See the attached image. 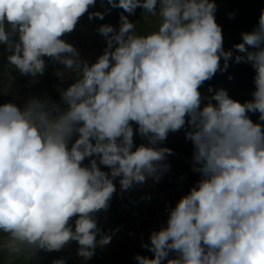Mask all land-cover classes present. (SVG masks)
<instances>
[{
    "label": "clouds",
    "instance_id": "clouds-1",
    "mask_svg": "<svg viewBox=\"0 0 264 264\" xmlns=\"http://www.w3.org/2000/svg\"><path fill=\"white\" fill-rule=\"evenodd\" d=\"M96 2L0 0V45L11 67L36 78L47 57L75 74L59 102L33 96L0 105V264H30L72 242L87 264L111 243L97 214L110 208L116 182L121 193L159 183L173 154L159 145L182 129L200 179L142 244L152 256L137 254L136 264H264V10L234 56L215 0H108L130 15L143 9L157 27L138 34L121 13L118 30L99 27L106 47L91 63L62 37L86 13L104 19L89 12ZM233 57L255 70L252 99L211 87L202 95ZM136 134L147 144L137 146Z\"/></svg>",
    "mask_w": 264,
    "mask_h": 264
},
{
    "label": "rangeland",
    "instance_id": "rangeland-1",
    "mask_svg": "<svg viewBox=\"0 0 264 264\" xmlns=\"http://www.w3.org/2000/svg\"><path fill=\"white\" fill-rule=\"evenodd\" d=\"M138 13L139 8L136 9L134 15L128 13L125 14L129 16L131 22L136 24L137 33L143 35L155 30L158 23L157 17L144 15L141 19L140 16H138ZM79 26L78 22L76 29H78ZM114 27L116 28V26ZM13 39L17 38L13 37ZM62 39L67 43L72 44L79 51L81 59H87L91 63L96 62L98 56L103 54V50L106 47V40L98 31H95L88 36V39L85 42L91 47L88 49L80 40L74 41L70 36H64ZM92 47H95V49L92 50ZM0 50V65L2 60L6 63L4 71L0 74L1 93L9 95L14 99L17 98L19 88L23 85H31L32 83L42 80L50 71H52L55 76H57V71L64 73V82L58 86L59 89H65L64 86L68 83H73L75 80V74L67 70L65 66L59 62H54L50 66L46 65L43 76H37L36 78L22 76L9 65L7 56L10 53L6 46L0 45ZM212 80L215 82L214 90L223 88L227 90L232 99L241 103L251 100L249 94L238 85L231 87L224 81H218L216 75ZM21 81H24V83L20 84ZM249 116L253 120L256 114L249 113ZM133 126L134 128L136 127L135 124H133ZM136 139L137 134L134 136V141ZM141 143L144 142L141 141ZM175 143V138L168 135L167 140L159 145L160 147L172 149L173 154L167 157L166 162L171 165V168L173 166L177 169L188 167L189 162L187 158L183 156L182 151H177ZM135 144L137 145V143ZM144 144H147V140ZM103 170L108 171L106 168ZM189 174L191 180H189L190 186L188 188H185L184 183H177L172 180L174 177V172L172 171L163 175L159 183H154L152 179H149L145 184L138 185L134 189L123 193L120 192L119 183L117 181V193L114 195L113 199H117L118 204L113 209L107 210L106 214L102 215L105 222L104 227H102V223L98 220L99 226L102 227L104 233L112 236L111 243L103 249L97 248L95 256L89 260L87 264H98L99 261L104 260L110 255H118L127 251H133L134 257L137 254L151 257L152 254L149 253L146 248L142 247V244L150 241V235L153 231H159L162 227L166 226L169 214L168 209L174 207L200 179L198 173L189 170ZM106 228L108 233L105 232ZM118 231L119 234L116 235ZM77 249L78 244L72 242L59 252L47 253L40 251L37 258L31 261L30 264H52L53 260L57 259H65L67 264H83V259L77 255ZM174 257L175 253H172L169 258ZM108 264H136V261L133 258L130 263L113 262ZM165 264H167L166 261Z\"/></svg>",
    "mask_w": 264,
    "mask_h": 264
},
{
    "label": "trees",
    "instance_id": "trees-1",
    "mask_svg": "<svg viewBox=\"0 0 264 264\" xmlns=\"http://www.w3.org/2000/svg\"><path fill=\"white\" fill-rule=\"evenodd\" d=\"M215 2L217 4L216 21L219 25L222 26L223 29L224 48L226 51L233 50L234 56L239 55L238 52H235L233 46L242 42L241 33L251 32L257 26L261 10H263L264 8V0H215ZM89 12L103 13L104 19L101 20L99 17H93L90 19L89 14L86 13L79 20V28H75L72 33L65 35L72 37L74 41L80 40L82 43H84V46L87 47V49L91 48L90 45H87L85 43L91 33L98 31L99 27L105 24L116 26V29L118 30L120 27V15L121 13H123L124 15L126 14L122 8H111V6L108 4V0H97L95 7L90 8ZM230 13H235V16L233 18H230ZM144 15L150 14L144 13L143 9L139 8L138 16H140V18L142 19V16ZM92 48V50L95 49V47ZM45 63L46 65L50 66L54 63V61H52L50 58L45 57ZM223 63L224 61L222 59L221 65H223ZM4 67H6V63L2 60L0 65V74L4 71ZM255 74V70L251 67L250 64H237L234 62L233 57V60L230 61V66L228 67L227 71L223 73L218 72L216 74V79L218 81H224L228 83V85H230L231 87L238 85L240 88L244 89V91L249 94L250 99H252L251 94L255 91ZM229 77H231V79ZM63 82V79L55 76L53 72L50 71L42 80L36 83H32L31 85H23L21 88H19L16 99L12 98L9 95L2 94L0 89V105L11 102L17 104L18 106H23V103L29 97L33 96H39L42 98L51 97L53 100L59 102L60 89L58 88V86ZM22 83H24V81L20 82V84ZM214 84L215 82L212 79L206 81L200 89L202 95L211 96L212 94L208 92V89L209 87L215 89ZM69 85L70 83L64 86L65 89H67ZM204 103L206 104L207 100H205ZM213 103H215V101H213ZM258 117L259 113H256L253 121L259 123L260 121ZM169 135L175 138V146L177 148V151H182L183 156L187 158L189 162L188 167H185L183 169H177L174 166L170 168L169 171L174 172V177L172 178V180L177 183H184L185 188H188L190 186L189 180H191V173L189 174V170L193 172L191 163L193 145L191 144V141L186 139V133L183 129L175 133H169ZM141 141L145 143L146 140L141 138L139 134H137L135 143H137V145H140ZM85 163H87V161H85ZM169 171H167L163 175L167 174ZM117 204L118 200L112 199L109 209H113ZM106 212L101 211L98 213V220L102 223V227H104L105 225L104 217L102 215L106 214ZM105 232L108 233L107 228ZM117 234H119V231L116 233V235ZM147 243H150V241H148ZM133 258V251H127L118 255H110L104 260L99 261L98 264H108L113 262L130 263Z\"/></svg>",
    "mask_w": 264,
    "mask_h": 264
}]
</instances>
